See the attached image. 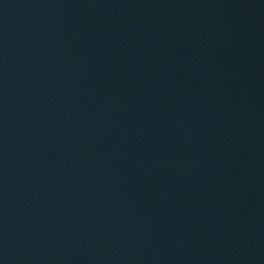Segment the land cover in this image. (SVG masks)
I'll return each mask as SVG.
<instances>
[{
    "label": "water",
    "instance_id": "1",
    "mask_svg": "<svg viewBox=\"0 0 264 264\" xmlns=\"http://www.w3.org/2000/svg\"><path fill=\"white\" fill-rule=\"evenodd\" d=\"M0 264H39L26 242L1 208Z\"/></svg>",
    "mask_w": 264,
    "mask_h": 264
}]
</instances>
